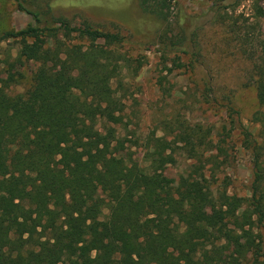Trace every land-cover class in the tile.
<instances>
[{"label":"trees","instance_id":"trees-1","mask_svg":"<svg viewBox=\"0 0 264 264\" xmlns=\"http://www.w3.org/2000/svg\"><path fill=\"white\" fill-rule=\"evenodd\" d=\"M10 1L32 22L0 36L20 46L14 58H0V264H264V45L241 50L252 66L257 133L223 107L229 129L222 127L221 145L238 131L251 163L249 196L238 197L227 178L216 187L204 174L213 159L204 157L213 148L210 128L177 117L162 136L146 138L141 162L127 152L118 135L124 79L142 63L123 52L119 31ZM138 3L163 22L172 16L173 0ZM238 39L240 48L250 44ZM174 47L183 54L192 47L198 61L193 37ZM29 63L37 65L30 87L10 94ZM203 97L213 101L209 86ZM172 135L199 163L179 186L163 172L173 163L165 146Z\"/></svg>","mask_w":264,"mask_h":264},{"label":"rangeland","instance_id":"rangeland-1","mask_svg":"<svg viewBox=\"0 0 264 264\" xmlns=\"http://www.w3.org/2000/svg\"><path fill=\"white\" fill-rule=\"evenodd\" d=\"M24 1L28 8L49 10L54 17L65 18L73 25L87 22L101 31H119L126 38L123 52L139 59L142 67L136 77L126 75L124 79L125 109L118 135L126 141L127 152L136 161L143 159L146 138L153 132L162 136L163 124L179 117L191 126L201 125L212 131L213 148L204 157L213 159L205 162V176L212 175L216 187L227 178L229 194L249 196L252 181L249 156L241 147L238 131L221 145V129L223 126L229 129V118L223 108L229 104L240 113L244 126L257 133L258 127L250 122L258 110L256 91L249 78L252 66L241 50L257 52L264 45V17H258L256 9L264 10V0H173L172 16L167 22L144 13L138 0ZM31 22L28 15L17 10L15 3L0 0V36L19 31ZM233 24L238 34L229 32L228 26ZM185 35L187 40L192 37L196 40L199 49L196 63L190 56L195 49L187 47L188 53L183 54L174 47L177 39ZM238 38H247L250 44L240 48ZM19 47L14 41L0 43V58H14ZM36 68V64H27L22 69L24 79L10 88L9 93L27 90ZM207 86L213 101L203 97ZM165 146L173 163L163 172L174 186H179L192 173L191 167L199 163L187 158L177 135L167 136Z\"/></svg>","mask_w":264,"mask_h":264}]
</instances>
